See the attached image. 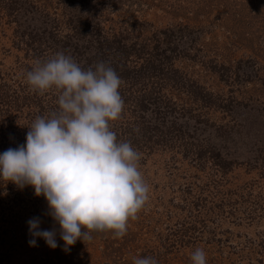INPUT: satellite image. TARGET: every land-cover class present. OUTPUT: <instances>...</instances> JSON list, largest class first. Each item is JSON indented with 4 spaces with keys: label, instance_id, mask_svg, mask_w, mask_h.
<instances>
[{
    "label": "rangeland",
    "instance_id": "rangeland-1",
    "mask_svg": "<svg viewBox=\"0 0 264 264\" xmlns=\"http://www.w3.org/2000/svg\"><path fill=\"white\" fill-rule=\"evenodd\" d=\"M123 83L119 141L140 153L150 200L120 239L30 246L55 225L34 189L0 182V264H264V0H0V153L26 143L58 93L26 74L56 53Z\"/></svg>",
    "mask_w": 264,
    "mask_h": 264
},
{
    "label": "clouds",
    "instance_id": "clouds-1",
    "mask_svg": "<svg viewBox=\"0 0 264 264\" xmlns=\"http://www.w3.org/2000/svg\"><path fill=\"white\" fill-rule=\"evenodd\" d=\"M32 91L58 93V110L37 116L26 143L0 153V182L19 189L31 186L48 204V215L58 230H42L39 217L28 220L30 246L37 238L64 251L78 240L97 235L123 238L130 220H136L150 200V187L138 168L140 153L129 141H119L111 122L121 117L122 79L101 61L87 69L72 56L58 52L37 62L26 74ZM192 264H207L197 248ZM133 264H158L153 256L134 258Z\"/></svg>",
    "mask_w": 264,
    "mask_h": 264
},
{
    "label": "trees",
    "instance_id": "trees-1",
    "mask_svg": "<svg viewBox=\"0 0 264 264\" xmlns=\"http://www.w3.org/2000/svg\"><path fill=\"white\" fill-rule=\"evenodd\" d=\"M1 126V125H0Z\"/></svg>",
    "mask_w": 264,
    "mask_h": 264
}]
</instances>
